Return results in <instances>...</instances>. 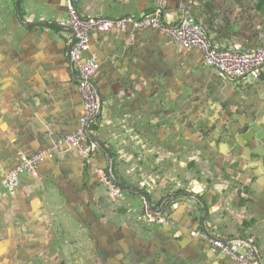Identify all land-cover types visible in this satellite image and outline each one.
<instances>
[{
    "label": "crops",
    "instance_id": "1",
    "mask_svg": "<svg viewBox=\"0 0 264 264\" xmlns=\"http://www.w3.org/2000/svg\"><path fill=\"white\" fill-rule=\"evenodd\" d=\"M20 1V18L30 27L17 22L16 0H0V264H236L193 236L204 232L202 211L194 212L188 199L169 204L161 225L143 215L135 194L114 197L97 179L96 168L108 164L101 149L87 163L66 143L41 161L36 176L22 175L18 188L2 185L22 156L76 132L83 112L77 70L69 65L73 32L38 24L66 19L68 0ZM74 3L84 17L161 12L168 25L192 18L223 51L264 43L259 0ZM87 54L99 63L92 80L103 104L91 130L110 150L116 177L148 192L156 209L177 194L200 195L210 231L249 239L264 263V68L257 82L223 78L201 51L146 29L94 31ZM188 92L204 107L195 122ZM201 95L244 97L256 107L245 116L259 127H240L234 138L231 124H217L224 108L216 102L217 118L204 137L200 127L210 115Z\"/></svg>",
    "mask_w": 264,
    "mask_h": 264
},
{
    "label": "built area",
    "instance_id": "2",
    "mask_svg": "<svg viewBox=\"0 0 264 264\" xmlns=\"http://www.w3.org/2000/svg\"><path fill=\"white\" fill-rule=\"evenodd\" d=\"M62 23L71 26L76 35L74 46L70 50V60L79 75L78 91L83 106L80 127L76 132L66 135L55 144L43 148L38 153L22 156L20 163L3 177L2 185L9 190H14L20 186L22 175L36 176L41 161L46 157L55 155L66 143L74 146L87 163H91L98 156L100 148L96 142L89 138L87 133V126L94 120L98 111L96 93L91 80L98 69L99 63L96 57L87 54L94 31L108 33L114 30L126 31L129 28L157 31L169 36L184 49L201 51L206 66L215 69L223 78L241 79L252 77L258 79L261 77L264 68V43L248 52L219 50L214 46L206 31L192 18H186L176 25H168L164 23L161 12L140 16L126 15L118 19L100 16L84 17L80 14L74 0H68V16ZM96 175L98 181L114 197L120 200L126 199L128 193L110 179L104 167H97ZM155 221L158 224L167 225L164 220L158 219ZM193 236L220 249L224 256L236 264H258L252 252L241 241L225 242L209 237L204 232L193 233Z\"/></svg>",
    "mask_w": 264,
    "mask_h": 264
},
{
    "label": "water",
    "instance_id": "3",
    "mask_svg": "<svg viewBox=\"0 0 264 264\" xmlns=\"http://www.w3.org/2000/svg\"><path fill=\"white\" fill-rule=\"evenodd\" d=\"M20 8H21V1L20 0H16V11H15V18L17 20V22L21 25V26H24V27H30L33 25V23L31 22H26L24 20H22L20 18ZM38 24L40 25H45V26H53V27H63V28H68L70 29L72 32H73V39H72V42L70 44V46H68V56H69V60H70V50L71 48H73L74 46V42H75V39H76V35H75V32L74 30L72 29L71 26L67 25V24H64L62 22H58V21H54V20H51V21H41V22H38ZM69 65L70 66H73V63L69 62ZM215 70V69H214ZM216 71V70H215ZM75 74L78 76V80H79V75L78 73L75 72ZM219 74V73H218ZM249 82H254L257 80L252 78V77H249ZM91 83H92V86L95 90V93H96V99H97V104H98V111H97V114L94 118V120L87 126V133L89 135V138L96 142L97 145L99 146V148L106 153L107 155V159H108V164L107 166H103L108 174H109V177L110 179L118 186H120L122 189H124L127 193H130V194H135V196H138L140 197L144 204H143V215L147 218H151V219H154V220H158L161 216H164L165 214V211L167 210V207L169 204H171L172 202L178 200V199H188L190 201V203H193V204H190V208L192 207V210H194V212L198 211L199 210V207L202 211V226H203V229H204V233H206L209 237H212L214 239H220V240H223L225 242H234V241H241L245 244V246L252 252V254L254 255L256 261L258 262V264H264L263 261H262V258H261V255H260V252L257 248V246L251 242L249 239L247 238H235L233 240H226V239H223V238H220L218 236H216L213 232L210 231L209 229V225H208V206H207V203L204 201V199L200 196V195H196V194H192V193H183V194H177V195H174L172 196L171 198H168L166 199L160 209H156L153 205V200L150 196V194L146 191H143V190H140V189H136L135 187H131L127 184H125L124 182H122L121 180H119L116 175L114 174L113 172V159H112V154L110 152V150L107 148V146L97 137L95 136L93 133H92V130H91V126H92V123L97 120L103 110V104H102V100H101V97L99 95V92L95 86V84L93 83V80H91ZM240 85H242V82L240 81L239 82ZM230 125V124H228ZM217 250H220V249H217ZM221 251V250H220Z\"/></svg>",
    "mask_w": 264,
    "mask_h": 264
},
{
    "label": "flooded vegetation",
    "instance_id": "4",
    "mask_svg": "<svg viewBox=\"0 0 264 264\" xmlns=\"http://www.w3.org/2000/svg\"><path fill=\"white\" fill-rule=\"evenodd\" d=\"M257 81L260 80V78L256 79ZM191 92H188V99L191 101V106H194L195 103V99L193 97V95H190ZM243 95H245L244 93H242ZM197 95V94H196ZM207 96V95H206ZM205 95H201L200 99L206 101V104L208 105L209 109H208V114L210 115V118L207 119L206 121H204L205 123H203V125H201V130H203L201 132V134L206 137L205 133L209 130H211L212 128V123L214 122V118L216 119V113L215 111L212 110V105L215 104L216 102L219 103L220 108H224V112L222 113V119L221 121H218V125L220 126V128H222V124L223 123H228L232 125V132L231 135H233V137L235 138V132L243 126H246L248 124L252 125L253 127H259L253 119L248 118L246 115V113H250L252 112L251 108H256L255 106H253V102H249L248 100L244 99V97L242 96H233L231 100L226 101V100H222V101H214V99H208L206 98ZM211 98V97H210ZM256 106H261L259 102L255 103ZM204 107L200 108V110H204ZM236 110V111H234ZM238 111V112H237ZM244 116V117H241ZM226 127V125H225ZM217 131V130H216ZM204 143H206V141H204ZM128 262H126L127 264ZM108 264H111V262L108 261ZM133 264H140V261H138L137 259L135 260V263ZM142 264V263H141Z\"/></svg>",
    "mask_w": 264,
    "mask_h": 264
},
{
    "label": "rangeland",
    "instance_id": "5",
    "mask_svg": "<svg viewBox=\"0 0 264 264\" xmlns=\"http://www.w3.org/2000/svg\"><path fill=\"white\" fill-rule=\"evenodd\" d=\"M187 105H188V112H189V113L191 112V114H194V115H193L194 119L192 118V121H193V122L197 121V118L195 117V113H196L198 110H200V109H198V107L195 105V103H194V106H191V101H190L189 99H188ZM200 111L204 113V110H200ZM199 114H200V113H199ZM189 118H191V116H190ZM151 258H152V257H150L149 259H151Z\"/></svg>",
    "mask_w": 264,
    "mask_h": 264
},
{
    "label": "trees",
    "instance_id": "6",
    "mask_svg": "<svg viewBox=\"0 0 264 264\" xmlns=\"http://www.w3.org/2000/svg\"><path fill=\"white\" fill-rule=\"evenodd\" d=\"M262 6H264V0H259Z\"/></svg>",
    "mask_w": 264,
    "mask_h": 264
}]
</instances>
